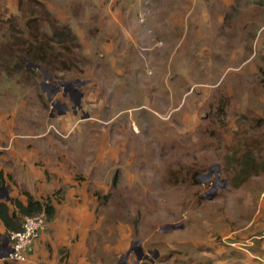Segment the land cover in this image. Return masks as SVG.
I'll use <instances>...</instances> for the list:
<instances>
[{
  "label": "rangeland",
  "instance_id": "obj_1",
  "mask_svg": "<svg viewBox=\"0 0 264 264\" xmlns=\"http://www.w3.org/2000/svg\"><path fill=\"white\" fill-rule=\"evenodd\" d=\"M114 1L45 0L82 33L46 79L9 72L15 39L0 19V145L30 141L84 184L89 264H134L139 246L138 264H264V0ZM27 9L11 22L25 33ZM245 152L259 171L235 186Z\"/></svg>",
  "mask_w": 264,
  "mask_h": 264
},
{
  "label": "crops",
  "instance_id": "obj_2",
  "mask_svg": "<svg viewBox=\"0 0 264 264\" xmlns=\"http://www.w3.org/2000/svg\"><path fill=\"white\" fill-rule=\"evenodd\" d=\"M39 1L53 15L52 7L45 0ZM95 1L100 4L105 0ZM18 12L19 0H0V19L4 16V19L10 16L16 17ZM61 16L63 15L58 14L55 18L61 20ZM103 17V19L111 20L113 15L106 10ZM67 18H72V16H67L65 19ZM118 27L123 36L120 45L131 43L130 32L132 29L125 26ZM72 28L76 35L82 34L81 31ZM101 29L103 30L102 27L96 26L94 30L97 32L95 33L102 32L103 34L112 35L110 28L103 31ZM133 41L135 40L133 39ZM116 44L119 43L115 42L114 39H109L104 43V47L111 52ZM111 63H114L113 59H111ZM58 114L60 115V113ZM39 145L38 143L34 146L37 148ZM81 146L86 148L96 146V143L90 140L83 142ZM5 147V145H0V174L2 177V179L0 178V200L6 199L5 191H7L8 197L17 198L23 203L26 202L23 191L29 192L34 199L39 201H44L47 197H50L55 207V216L49 222L47 232L42 234L38 239L39 241L35 243L34 250L26 262L0 260V264H6L4 262H7V264H59L58 251L60 248L67 249V257L62 264H89L87 261V240L89 228L95 219V201L94 198H89L84 184L76 183L71 173H65L64 164L59 166L58 163L55 164L46 159L38 150L34 151L30 148V141L13 140L11 146ZM105 147L103 164L108 165L112 159L113 147L107 141H105ZM40 161H43L42 165H39ZM46 172L49 173L48 177H46ZM60 188L64 190L61 196L57 198L55 192ZM5 235V228L0 222V244ZM48 245L52 249L51 252L47 249Z\"/></svg>",
  "mask_w": 264,
  "mask_h": 264
},
{
  "label": "trees",
  "instance_id": "obj_3",
  "mask_svg": "<svg viewBox=\"0 0 264 264\" xmlns=\"http://www.w3.org/2000/svg\"><path fill=\"white\" fill-rule=\"evenodd\" d=\"M24 3L28 7L24 23L27 33L11 25L12 20L16 19L14 16L5 19L15 39L12 41L14 47L8 45V50L17 59L9 72L23 70L26 73H33L36 69L31 65H36L52 76L55 70L61 69L59 64L64 65L68 54L73 52L71 47L79 48L78 37L69 25L62 24L39 0H19V10H22ZM45 27L49 31L44 30ZM25 34L27 39L20 38ZM238 164L240 168L232 178V184L235 186L247 180L252 174H257L260 166L250 152L243 153L238 159ZM0 178L2 179L1 174ZM22 193L26 198L25 203L11 197L0 200V222L5 228V234L20 230L25 216L44 213L48 222L55 216V207L50 197L39 201L27 191Z\"/></svg>",
  "mask_w": 264,
  "mask_h": 264
},
{
  "label": "built area",
  "instance_id": "obj_4",
  "mask_svg": "<svg viewBox=\"0 0 264 264\" xmlns=\"http://www.w3.org/2000/svg\"><path fill=\"white\" fill-rule=\"evenodd\" d=\"M49 222L44 213L25 216L21 228L6 234L0 244V260L26 262Z\"/></svg>",
  "mask_w": 264,
  "mask_h": 264
},
{
  "label": "water",
  "instance_id": "obj_5",
  "mask_svg": "<svg viewBox=\"0 0 264 264\" xmlns=\"http://www.w3.org/2000/svg\"><path fill=\"white\" fill-rule=\"evenodd\" d=\"M33 68H35V69H39L40 71H42L43 73H44V77H45V79L46 78H48V75H47V72L45 71V70H43L42 68H40V67H38V66H36V65H31ZM2 197V196H1ZM8 197V194H7V191H5V198H7ZM167 227L168 228H176V226H174V225H167ZM136 243H138V242H136ZM138 250L140 251V254L137 256V261L134 263V264H138L139 263V261L141 260V254H143V252H142V249H141V247L139 246L138 247ZM128 253L129 252H127V254L124 256V258H126L127 257V255H128ZM149 254H153L154 253V251L152 252H148Z\"/></svg>",
  "mask_w": 264,
  "mask_h": 264
}]
</instances>
